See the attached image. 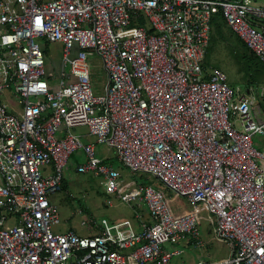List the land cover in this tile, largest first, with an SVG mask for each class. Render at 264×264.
<instances>
[{"label":"built area","instance_id":"built-area-1","mask_svg":"<svg viewBox=\"0 0 264 264\" xmlns=\"http://www.w3.org/2000/svg\"><path fill=\"white\" fill-rule=\"evenodd\" d=\"M258 2L0 0V264H264V141L253 140L264 139V82L242 95L205 65L216 14L264 64ZM50 43L63 46L58 82L46 72ZM92 55L107 79L101 95ZM96 143L115 151L129 180ZM78 152L77 173L144 205L138 229L88 216L89 235L54 231L51 196ZM204 224L227 258L177 261L183 249L163 248L202 244Z\"/></svg>","mask_w":264,"mask_h":264},{"label":"rangeland","instance_id":"rangeland-1","mask_svg":"<svg viewBox=\"0 0 264 264\" xmlns=\"http://www.w3.org/2000/svg\"><path fill=\"white\" fill-rule=\"evenodd\" d=\"M47 1V0H46ZM259 5H263L264 2H258ZM224 36L215 35L212 39V43L207 54V63L209 68H220L223 70L227 77L229 84L236 89L237 92L244 95L247 94L248 88L258 87L263 83V78H259L258 83H251V78L245 76V71L242 67H245V62L242 61V53L248 52V49L244 47L242 42L238 41V38L234 36L227 27L223 28ZM47 56L46 72L48 75H55L54 79L57 81V74L62 67L61 60L63 57V46L60 43H50L45 47ZM248 55L249 52H248ZM251 56V55H250ZM90 70L92 75V86L94 94L101 95L104 93V87L106 84V75L102 68V61L98 55H92L89 57ZM68 70V67H66ZM264 75H260L262 77ZM5 100L10 101L11 98L6 96ZM74 133H87L86 127H79L73 130ZM96 142L93 136L87 137L86 140ZM254 142L257 145L264 139L260 136L254 137ZM259 145V144H258ZM96 155L100 158H108L110 162L114 164V167L123 176L124 180H129L130 175L122 164L116 158L114 150L108 147L96 143L95 144ZM112 160V161H111ZM85 161V155L82 152L75 153L69 161V167L66 171V185L65 188L51 196V201L58 206L60 213V224L54 226L55 232H66L68 230H74L80 235H89L88 225H82L83 218H87L89 215L96 217L98 222H101L103 218L108 219L111 222H119L125 219L131 220V222L137 223L135 218V210L145 208L142 204H125L117 200L115 196L106 195L104 188L98 186L95 179L87 173H77L75 168L77 164ZM112 200L113 205L107 204V200ZM87 209L89 213L84 211ZM146 211V209H145ZM144 212V217L147 218V212ZM7 224L12 225V221H8ZM137 226V224H136ZM200 239L202 244H192L188 239L182 240L176 244H164L163 248L168 252H174L177 249H183V254L180 259L187 262L197 261L200 259L207 261H220L229 256V247L225 242L218 241L213 233L211 227L204 224L201 227ZM188 241V242H187Z\"/></svg>","mask_w":264,"mask_h":264},{"label":"trees","instance_id":"trees-1","mask_svg":"<svg viewBox=\"0 0 264 264\" xmlns=\"http://www.w3.org/2000/svg\"><path fill=\"white\" fill-rule=\"evenodd\" d=\"M224 27H227V25H226V22H225L223 16L221 14H216L213 17V20H212V31H211L210 45H211L212 39H213V37L215 35H217V36L219 35L221 37L224 36V32H223V28ZM230 32L233 34V32L231 30H230ZM239 40L240 39L238 38V41ZM239 42H242V41L240 40ZM242 44H244V43L242 42ZM210 45H209V48H210ZM244 47H246L245 44H244ZM248 52H249V54L251 56L248 55ZM248 52L246 51L245 53H242V55H243L242 56V58H243L242 61H247V62H245V67L243 66L242 69L245 71V74L244 75L247 76L248 78H251L252 79L251 80V83L252 84H254L253 82L255 81V84L254 85H256V84H259L258 83L259 78L260 79L261 78L264 79V76L260 77L261 74L264 75V64L262 62H260L259 59L256 58L249 50H248ZM207 54H208V52H207ZM205 65L208 67L207 57H206ZM263 82H264V80H263ZM84 211L85 212H88L87 209H85V208H84Z\"/></svg>","mask_w":264,"mask_h":264},{"label":"crops","instance_id":"crops-1","mask_svg":"<svg viewBox=\"0 0 264 264\" xmlns=\"http://www.w3.org/2000/svg\"><path fill=\"white\" fill-rule=\"evenodd\" d=\"M60 71V70H59ZM6 96H8V97H10L11 99H12V96H13V94L11 93H9V94H7ZM66 185V184H65ZM140 208H138V209H142L143 211H145V209L144 208H142L141 206H139ZM146 212V211H145ZM86 213H89V212H86ZM147 214V213H146ZM89 216H92V215H89ZM93 217V216H92ZM95 219H96V217H94ZM145 218V217H144ZM145 219H148V217L147 218H145ZM97 220V219H96ZM136 224L137 223H135V227L138 229V224H137V226H136ZM201 235V234H200ZM188 242V241H187ZM190 242V241H189ZM185 254V253H184ZM177 261H178V259H177ZM182 261H184V260H182Z\"/></svg>","mask_w":264,"mask_h":264},{"label":"bare ground","instance_id":"bare-ground-1","mask_svg":"<svg viewBox=\"0 0 264 264\" xmlns=\"http://www.w3.org/2000/svg\"><path fill=\"white\" fill-rule=\"evenodd\" d=\"M112 161V160H111Z\"/></svg>","mask_w":264,"mask_h":264}]
</instances>
